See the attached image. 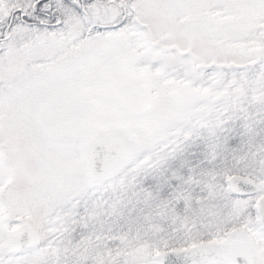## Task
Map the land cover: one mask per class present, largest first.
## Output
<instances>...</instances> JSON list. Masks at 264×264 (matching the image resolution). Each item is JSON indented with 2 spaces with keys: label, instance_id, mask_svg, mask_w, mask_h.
Returning a JSON list of instances; mask_svg holds the SVG:
<instances>
[{
  "label": "snow or ice",
  "instance_id": "snow-or-ice-1",
  "mask_svg": "<svg viewBox=\"0 0 264 264\" xmlns=\"http://www.w3.org/2000/svg\"><path fill=\"white\" fill-rule=\"evenodd\" d=\"M0 264H264V0H0Z\"/></svg>",
  "mask_w": 264,
  "mask_h": 264
}]
</instances>
